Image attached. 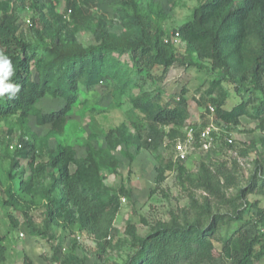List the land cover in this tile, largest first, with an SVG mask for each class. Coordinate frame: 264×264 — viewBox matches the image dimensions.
I'll list each match as a JSON object with an SVG mask.
<instances>
[{"label":"rangeland","instance_id":"1","mask_svg":"<svg viewBox=\"0 0 264 264\" xmlns=\"http://www.w3.org/2000/svg\"><path fill=\"white\" fill-rule=\"evenodd\" d=\"M31 1L12 0L6 11L16 6L18 23L22 26L24 18H40ZM69 1L79 11L78 20L71 18L64 24L62 18L68 9L66 0H50L46 5L52 6L53 18L41 43H49V38L59 35L58 48L65 49L69 45L79 52L103 42L108 45L103 52L106 66L113 74L96 87L79 86L78 100L61 135L37 128L33 123L21 126L11 119V141L16 142L20 137L32 139L37 165L46 164L49 153L57 145L72 148L80 158L88 157L100 185L119 193L121 207L111 236L106 240H96L76 228L64 227L54 218L47 221L48 204L39 197V192L48 187V182L31 187L22 185L17 189L9 171L15 180L25 178L21 173L26 170L27 161L19 159L17 167L11 169L8 160H0V242L6 248L2 264H23L25 259L31 264H63L71 257L84 264H122L135 251L129 226L134 227L137 236L144 237L159 228L198 221L207 223L206 219L212 214L231 217L234 210H245L246 202L254 206L255 211H245L244 221L264 219V193L246 192L252 174L259 166L264 168V132L249 117L241 118L238 125L223 128L208 111L210 99L223 100L225 110L242 99L247 100L250 93L238 94L236 83L246 87L245 90L250 85L231 69L227 79H222L218 66L198 62L195 57L191 64L175 63L166 72L160 68L150 70L147 55L141 54L137 46L141 38L136 34V23L129 21L135 15L147 17L159 32L160 40L170 39L192 20L195 8L206 0ZM233 1L235 5L240 2ZM70 32L72 42L68 36ZM24 37L30 43L37 41L33 32L27 29ZM181 42L178 47L173 46L176 57L184 54L186 43ZM31 75L36 78L34 69ZM125 80L132 85L119 93L118 88ZM215 80H220L219 88L209 94ZM144 94L150 98L158 94L165 107L182 106L186 110L182 123L158 127L163 139L157 150H147L150 138L148 115L134 103ZM257 94L251 92V98L255 100ZM63 104L61 98L46 96L42 100V111H57ZM210 124L215 129L207 150H203L195 137L189 142L190 128L199 137ZM7 131V124L1 123L0 137H6ZM178 143L183 144L184 160H180L176 152ZM107 165L116 166L117 171L108 170ZM218 166H225L235 176L233 187L226 188L225 182L217 177ZM159 168H163L162 175L157 173ZM8 188L13 192L15 207L4 204L10 200ZM121 189L129 196L123 195ZM242 190L245 192L241 194ZM36 192L39 195H35ZM241 225L228 222L221 227L215 237L219 251L226 238L231 244L235 241L231 235ZM257 225L259 231L264 232L263 224L258 222ZM247 229L251 233L254 230L252 226ZM232 249L230 246L211 264H230Z\"/></svg>","mask_w":264,"mask_h":264},{"label":"trees","instance_id":"2","mask_svg":"<svg viewBox=\"0 0 264 264\" xmlns=\"http://www.w3.org/2000/svg\"><path fill=\"white\" fill-rule=\"evenodd\" d=\"M11 2L12 0L0 2V52L12 62L14 74L9 78L10 82L21 87L12 100H8L7 95L0 99V124L8 126L6 137H0V160H8L11 169L17 167L19 159L27 161V168L21 173H24L25 178L15 180L14 174L9 171V177L14 180L17 189L22 185L31 187L48 182V187L45 186L39 192L40 195L35 193L47 201V221L54 218L64 227L76 228L96 240H106L113 231L121 198L118 192L100 185L88 157L80 158L72 148L57 145L49 153L46 164L37 165L32 139L18 138L20 147L13 151L8 149V145L12 136L9 131L11 119H15L21 126L33 123L37 128L61 135L72 107L78 100L79 86L90 89L111 78L113 72L106 66L107 61L103 55L108 45L101 42L98 46L80 49L79 52L68 45L64 47L65 50L58 48L59 35L49 38V43H41L53 18L52 6L48 8L46 5L50 0L31 1L40 13V18L31 19V26L27 28L37 39L30 43L18 23L17 7L13 5L9 12L6 11L7 4ZM66 6L71 9L70 19L78 20L80 15L74 4L66 0ZM62 19L64 24L70 22ZM129 21L136 23V34L141 38V43L137 46L141 49V54L147 55L150 70L160 68L162 72H166L175 63L191 64L195 57L198 62L218 66L222 79H227L230 69L241 74L242 80L250 85L248 89L245 90L246 87L240 83H234L237 84L238 94L250 93L247 100L242 99L229 110H225L223 100L218 99H210L211 104L208 106L214 108L215 120L226 128L238 125L243 117H249L264 132V0H240L237 5L233 0H206L200 4L195 8L192 20L176 32L186 43L182 57H176L172 52L176 48L165 43L164 39H159V32L148 22L147 17L135 15ZM68 36L73 37L71 32ZM50 55H54V58L51 59ZM32 69L37 74L35 79L31 75ZM219 82L220 80H215L211 83L209 94L219 88ZM131 85L130 81L125 80L118 92L123 93ZM251 92H257L258 98L253 100ZM46 96L61 98L63 106L57 111L43 112L41 104ZM134 103L137 109L148 115L150 138L147 150H157L162 144L163 135L158 127L176 125L186 118V110L182 106L167 108L161 104L158 94L153 98L144 94ZM194 137L198 142L197 132ZM71 167H74L73 171L70 170ZM107 169L117 171L116 166L107 165ZM162 172L163 168L157 170L159 175ZM216 174L225 182L226 188L235 184V176L225 166H218ZM160 179L163 177L160 176ZM120 191L126 197L129 196L125 190ZM243 192L245 191H240L241 194ZM246 192L264 193L263 166H259L252 174ZM12 193L8 188L10 200L4 204L15 207ZM245 207V210H234L229 218L212 214L206 219L207 223L198 221L159 228L144 237L137 236L134 227L129 226L135 251L122 264H211L230 246L233 248L229 254L230 264H259L264 261V232L259 231L257 223L264 227V219L258 222L244 221L245 211H255L254 206L247 202ZM257 214L259 217L260 213ZM23 216L27 218L26 215ZM23 221L26 222L25 219ZM228 222L242 225L231 235L236 238L235 241L231 244V240L226 238L219 251L215 245V237ZM247 226H252V233ZM5 252L6 248L0 242V264L5 261ZM23 264L31 263L25 259ZM63 264L84 262L71 257Z\"/></svg>","mask_w":264,"mask_h":264},{"label":"built area","instance_id":"3","mask_svg":"<svg viewBox=\"0 0 264 264\" xmlns=\"http://www.w3.org/2000/svg\"><path fill=\"white\" fill-rule=\"evenodd\" d=\"M70 15H71V9L68 8L66 10L63 18L66 19L67 21H69L70 20ZM30 26H31V19L24 18L23 19V24L21 26V29L25 31ZM164 42L165 43H170L172 46H175L176 47L179 44V42H181V40H180L179 34L178 33H175L174 36L171 37L170 39H167V38L164 39ZM181 44H182V42H181ZM179 46H181V45H179ZM177 101H179V98H177ZM208 111L213 115L214 108L212 106H208ZM221 126H223V128H226V126L223 125V124H221ZM214 129L215 128H214L213 124H210V125H208L205 128V130L203 132H201L199 134L198 140H199V142H201L200 144H201V147L203 148V150H207L208 149L209 141H211V139H212V135H213L212 131ZM194 134H195L194 129L193 128H190L188 130V133H187V136L189 137V142L194 138ZM15 141L16 142H14V141H10L9 142L8 149L10 151H13L15 148H19L20 147L18 141L17 140H15ZM175 149H176V152L178 153V156H179L180 160H184V158H185V152H184L183 144H181V143L176 144ZM1 150H2V145L0 143V156H1ZM21 237H23V235H21Z\"/></svg>","mask_w":264,"mask_h":264},{"label":"clouds","instance_id":"4","mask_svg":"<svg viewBox=\"0 0 264 264\" xmlns=\"http://www.w3.org/2000/svg\"><path fill=\"white\" fill-rule=\"evenodd\" d=\"M14 74V69L11 60L0 52V99L7 95L8 100L16 97L20 91V85L10 82V77Z\"/></svg>","mask_w":264,"mask_h":264}]
</instances>
